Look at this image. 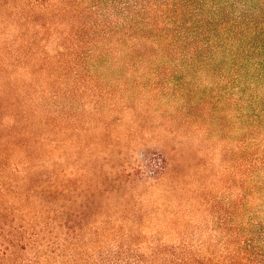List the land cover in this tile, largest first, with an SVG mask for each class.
I'll use <instances>...</instances> for the list:
<instances>
[{
  "label": "rangeland",
  "instance_id": "rangeland-1",
  "mask_svg": "<svg viewBox=\"0 0 264 264\" xmlns=\"http://www.w3.org/2000/svg\"><path fill=\"white\" fill-rule=\"evenodd\" d=\"M115 1H79L80 23L90 27L102 14L111 19ZM53 12L59 8L41 13L22 0H0V88L17 86L8 98L27 106L18 114L0 116V140L6 139L0 144L6 155L0 170V204L9 209L4 220L14 222L6 232L22 224V209L31 214L39 209L34 194L20 199L19 187L49 183L56 168L74 166L72 170L85 172L92 163L97 164L91 167L93 185L98 188L103 182L111 191L109 198L98 196L102 209L114 220L123 213L126 221L111 245L114 249L128 237L136 244L132 254L144 258L150 244L175 241L171 233L177 221L189 223L190 236L208 240L217 219L209 212L218 207L238 220L249 182L264 186V166L253 163L256 170H247L244 165V156L254 162L264 155V74L260 76L255 59L248 62L241 55L234 67L229 55L218 51L196 62L165 56L159 40L144 37V19L120 16L118 32L101 36L95 45L96 29L88 28L95 35L78 63L89 70L88 78L97 87L70 101L62 65L70 53L61 45L68 27L66 18L52 17ZM251 38L237 36L234 44L222 38L224 51L227 46L234 52L237 44L245 46ZM44 62L47 69L41 70ZM81 71L86 79L87 71ZM84 85L93 86L87 79ZM70 107L80 116L77 136L66 132ZM10 125L13 132L8 136ZM73 142L80 144L79 155L69 147ZM164 160L170 172L158 179ZM199 196L201 206L195 199ZM262 197L253 208L264 207ZM255 219L264 222V211ZM39 229L30 227L28 232ZM15 253L29 264L37 251L28 247Z\"/></svg>",
  "mask_w": 264,
  "mask_h": 264
},
{
  "label": "trees",
  "instance_id": "trees-1",
  "mask_svg": "<svg viewBox=\"0 0 264 264\" xmlns=\"http://www.w3.org/2000/svg\"><path fill=\"white\" fill-rule=\"evenodd\" d=\"M22 1L26 6L41 13H50V8H59V12H53L51 16L63 15L66 18L68 28L64 44L61 45L70 53V58L62 64L70 85V101L80 99L84 94H88L86 91H94L97 87L92 78H88L89 70L78 63L79 58L84 57V46L90 43L91 36L95 35L93 31L88 33V28L96 29L98 36L95 37L98 38L94 37L95 45L101 36L118 32L116 23L120 16H126L125 19H144V37L150 41L159 40L160 46L164 47L165 56L179 55L196 62L208 59L218 51L228 54L235 67L239 65L237 61L240 56L244 55L248 62L255 59L260 76L264 74V0H117L116 8L110 11L112 18L102 14L90 27L85 21L80 23L79 1L82 0ZM110 2L113 3V0ZM122 22L125 26L129 23ZM247 35L252 37L248 44L241 47L237 44L235 51L231 53L225 46L227 49L224 51L222 38L232 40L234 44L237 42V36ZM162 42L164 45H161ZM40 69L46 70L47 63L44 62ZM81 70L87 71L86 79L91 81V88L84 85L86 79ZM17 88L13 84L0 88V113H6L0 114L1 117L18 114L27 107L22 103L17 105L13 101L12 97ZM17 94L19 96L20 92L17 91ZM65 120L66 132L75 133L77 136L80 132L78 110L70 107L65 114ZM11 128L10 125L8 136L12 135ZM9 141L10 139L6 144H9ZM2 142L5 143L6 139H1L0 144ZM69 147L74 155L80 154V144L73 142ZM92 152V148L88 147L86 153L90 159L93 157ZM4 157L6 158V155L0 151V170ZM248 159L249 157L244 156L247 170H256L253 163L264 166L263 154L258 155L254 162ZM64 162L71 164V161H66L65 158ZM96 165L92 163L85 172L82 168L72 170L74 166L70 165L71 168L67 166V170L56 168L54 176L48 177L49 183L45 181L46 184H31L26 189L19 187L20 199L23 201L25 197L34 194L39 209L31 214L21 208L22 224L16 231L6 232V228L14 222L11 220L7 223L4 220V216L7 217L10 213L8 208L4 209L0 204L2 264H15L19 259L18 264H26L23 257L20 258L15 251L28 247H34L37 251L35 258L28 260L29 264H51L52 259L54 264L60 261L61 264H264V222L255 219L257 213L264 211V207L253 208L255 202L263 198L264 186H258L257 180L249 182L251 188L246 190L237 215L238 220L233 212H223L219 207L209 212L212 217L217 215V219L211 223L212 233L208 240H197L194 235L190 236L189 223L177 221L173 228L175 233H171L177 237L175 241L150 244V252L143 258L142 254H132L131 247L136 244L128 237L118 242L116 249L111 247L116 243L119 228L126 227V221L123 213L117 215L114 220L112 214L102 209L103 203L99 201L98 196L109 198L111 191L105 188L103 182L98 183V188L93 185L91 167L96 169ZM169 167L164 160L157 178L161 179L170 172ZM248 173L245 172L246 177L249 176ZM175 174L180 175L178 172ZM1 191L0 189V193ZM195 199L200 204V196ZM120 206L117 208L123 212L124 209ZM2 209L5 213H2ZM120 223L122 225H119ZM30 227L40 229L28 232ZM194 239L197 242H194Z\"/></svg>",
  "mask_w": 264,
  "mask_h": 264
}]
</instances>
